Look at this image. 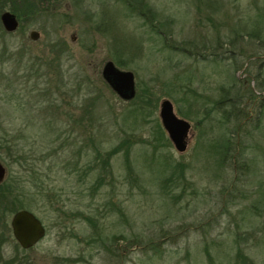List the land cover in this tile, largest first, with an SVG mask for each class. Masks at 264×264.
Segmentation results:
<instances>
[{"label":"rangeland","instance_id":"1","mask_svg":"<svg viewBox=\"0 0 264 264\" xmlns=\"http://www.w3.org/2000/svg\"><path fill=\"white\" fill-rule=\"evenodd\" d=\"M14 1L31 17L0 34V162L23 193L3 204L1 261L264 264V0ZM108 60L134 98L107 86ZM163 99L191 123L183 151ZM13 203L46 228L31 248Z\"/></svg>","mask_w":264,"mask_h":264},{"label":"water","instance_id":"2","mask_svg":"<svg viewBox=\"0 0 264 264\" xmlns=\"http://www.w3.org/2000/svg\"><path fill=\"white\" fill-rule=\"evenodd\" d=\"M2 20L7 29L16 26L12 14L5 12ZM36 37L37 32H31ZM102 76L111 88L124 99H131L135 95L134 73L131 70L117 68L111 60L105 62L102 68ZM159 117L163 128L178 151L185 150L187 146L190 123L178 117L169 99H163L160 103ZM186 139V140H185ZM6 174L5 166L0 162V182ZM12 235L23 249L36 245L45 235L46 228L43 222L32 211L22 208L13 213L10 219Z\"/></svg>","mask_w":264,"mask_h":264},{"label":"flooded vegetation","instance_id":"3","mask_svg":"<svg viewBox=\"0 0 264 264\" xmlns=\"http://www.w3.org/2000/svg\"><path fill=\"white\" fill-rule=\"evenodd\" d=\"M5 0H3V2L0 1V34L2 35H10V34H13L15 32H17L19 29L23 28L25 24H29V19L31 17V11H30V5L28 3H26V6L25 8L22 10V9H19L18 6L19 5H16L15 1L12 2V6L9 7L8 9H5L4 6H3V3H4ZM5 12H8L10 14L13 15V17L15 18V21H16V26L13 28V29H7L6 26L4 25L3 23V20H2V15L5 13ZM32 31H36L37 32V35L36 37H32L31 35V32ZM40 36V33L39 31L35 30V29H32L28 32V37L29 39L31 40H37ZM9 53H10V57L13 56V54L15 55L16 53L10 51L9 49ZM45 53V56H42V58H40L41 61H29L26 63V64H37V67L41 68V65L42 64H50L47 59H45L46 57V51L44 52ZM112 61V60H111ZM113 62V61H112ZM114 63V62H113ZM18 64H21V63H18ZM54 64H60L59 62H56ZM114 65L119 68V69H123V68H120L119 66H122L121 64H118L116 65L114 63ZM38 68V69H39ZM31 69H34V68H31ZM39 72V71H38ZM134 73V72H133ZM101 76H102V70H101ZM103 78V76H102ZM103 80L105 81V83L107 84V86L119 97L121 98L112 88L111 86L108 84V82L103 78ZM134 82H135V95H136V91H137V84H136V79H135V74H134ZM134 95V97H135ZM132 97V98H134ZM131 98V99H132ZM122 100H128V99H124V98H121ZM161 103V102H160ZM174 108V107H173ZM160 109V108H159ZM49 111H54V109H49ZM175 112V111H174ZM176 114V113H175ZM177 115V114H176ZM178 116V115H177ZM179 117V116H178ZM188 121V120H187ZM189 122V121H188ZM190 123V122H189ZM162 124V123H161ZM190 129H191V123H190ZM189 129V131H190ZM165 130V129H164ZM166 135H167V132L165 131ZM188 135H189V132H188ZM168 136V135H167ZM169 138V137H168ZM170 140V138H169ZM186 140V139H185ZM171 141V140H170ZM172 142V141H171ZM187 142H188V139H187ZM173 144V143H172ZM174 146V145H173Z\"/></svg>","mask_w":264,"mask_h":264},{"label":"trees","instance_id":"4","mask_svg":"<svg viewBox=\"0 0 264 264\" xmlns=\"http://www.w3.org/2000/svg\"><path fill=\"white\" fill-rule=\"evenodd\" d=\"M31 8V7H30ZM31 11V10H30ZM138 88V87H137ZM146 100V103L147 105L145 107H141L142 109H145L147 106H153L155 107V103L157 104V100L155 99H152L150 98V95L145 99ZM146 103H144L143 105H145ZM142 104V103H141ZM142 106V105H141ZM149 106V107H150ZM140 108V109H141ZM151 111V109L148 108V111L147 112H144V114L146 113V115H148V113ZM158 125L160 126V124L158 123ZM161 130L159 129L158 132H160ZM162 132V131H161ZM160 132V133H161ZM24 159V161H26V157L24 156V158H21L20 160ZM10 177V175H9ZM9 177H7V179L3 182L0 183V215L3 217V220L4 221V218H5V211H4V208H3V204L5 201L9 200V199H12V200H15V201H18V196L23 193V190H22V186L18 185L19 184V180L21 178H19L18 182H14V181H8L9 180ZM23 181V180H22ZM16 184V185H15ZM6 198V199H5ZM19 202V201H18ZM15 205V203L11 204V211H13V206ZM10 211V212H11ZM16 210H14L15 212ZM4 236H5V230H0V246H1V243H2V240L4 239ZM1 254V253H0ZM0 264H15L13 261H1V258H0Z\"/></svg>","mask_w":264,"mask_h":264}]
</instances>
